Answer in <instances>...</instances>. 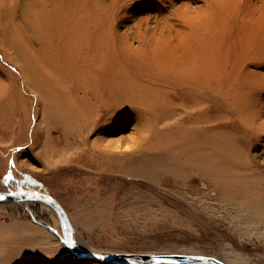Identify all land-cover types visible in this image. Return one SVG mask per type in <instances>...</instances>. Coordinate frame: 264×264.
Listing matches in <instances>:
<instances>
[{"label": "rangeland", "instance_id": "1", "mask_svg": "<svg viewBox=\"0 0 264 264\" xmlns=\"http://www.w3.org/2000/svg\"><path fill=\"white\" fill-rule=\"evenodd\" d=\"M0 191L88 251L264 264V0H0ZM44 205L0 201V264H112Z\"/></svg>", "mask_w": 264, "mask_h": 264}, {"label": "water", "instance_id": "2", "mask_svg": "<svg viewBox=\"0 0 264 264\" xmlns=\"http://www.w3.org/2000/svg\"><path fill=\"white\" fill-rule=\"evenodd\" d=\"M40 201L47 204L59 222L62 243L75 259L93 258L112 264H157L161 262L179 264H224L212 257L185 254H122L115 252H92L76 246L70 238V223L60 204L50 195L42 192H0V201Z\"/></svg>", "mask_w": 264, "mask_h": 264}, {"label": "bare ground", "instance_id": "3", "mask_svg": "<svg viewBox=\"0 0 264 264\" xmlns=\"http://www.w3.org/2000/svg\"><path fill=\"white\" fill-rule=\"evenodd\" d=\"M255 38V37H254ZM0 192H14V191H0ZM37 202V201H34V200H30V201H27V202ZM39 203H43V202H40L38 201ZM59 203V202H58ZM45 204V203H43ZM47 205V204H45ZM44 207L49 211V213L53 216V218L56 220L57 217H56V214L54 213V211L52 210V208H50L48 205ZM62 207L64 208V206L62 205ZM65 210V213L68 217V220H69V223H70V226H72L71 222L73 223V220H72V216L71 215H68L67 212H66V209ZM57 222H58V219H57ZM60 227V226H59ZM253 229H256V227H254ZM257 232V231H256ZM258 234H263L264 235V231L262 232H257ZM70 238H71V241L77 246L78 244H80L78 242V240L76 239V237H74L72 234H70ZM80 248V247H79ZM82 249V248H81ZM85 250V249H84ZM88 251V250H86ZM89 251H92V250H89ZM92 252H95V251H92ZM189 254H192V253H189ZM217 260H220L221 262L225 263V264H237L236 262H234L233 260L231 259H228V258H224V257H218Z\"/></svg>", "mask_w": 264, "mask_h": 264}, {"label": "crops", "instance_id": "4", "mask_svg": "<svg viewBox=\"0 0 264 264\" xmlns=\"http://www.w3.org/2000/svg\"><path fill=\"white\" fill-rule=\"evenodd\" d=\"M64 210V209H63Z\"/></svg>", "mask_w": 264, "mask_h": 264}]
</instances>
